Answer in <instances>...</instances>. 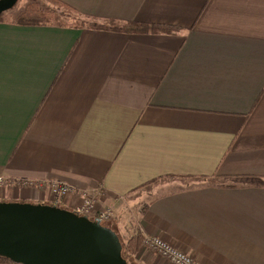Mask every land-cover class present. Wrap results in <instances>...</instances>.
<instances>
[{
	"label": "crops",
	"instance_id": "1",
	"mask_svg": "<svg viewBox=\"0 0 264 264\" xmlns=\"http://www.w3.org/2000/svg\"><path fill=\"white\" fill-rule=\"evenodd\" d=\"M58 1L173 32L0 22V202L75 212L87 192L124 245L156 236L200 264H264V0ZM167 178L188 184L141 202Z\"/></svg>",
	"mask_w": 264,
	"mask_h": 264
},
{
	"label": "water",
	"instance_id": "2",
	"mask_svg": "<svg viewBox=\"0 0 264 264\" xmlns=\"http://www.w3.org/2000/svg\"><path fill=\"white\" fill-rule=\"evenodd\" d=\"M21 0H0V16ZM0 257L15 264H129L119 235L58 206L0 202Z\"/></svg>",
	"mask_w": 264,
	"mask_h": 264
},
{
	"label": "trees",
	"instance_id": "3",
	"mask_svg": "<svg viewBox=\"0 0 264 264\" xmlns=\"http://www.w3.org/2000/svg\"><path fill=\"white\" fill-rule=\"evenodd\" d=\"M57 2L61 7L74 12L76 15L83 17L84 20L73 25H65L58 21L56 13L52 10L42 6L38 0H30V4L26 7V10L23 14H20L13 21L10 20L8 13H4L0 16V22H14L19 25H59V26H73L77 28H111L118 31H123L125 33H136V34H160V33H172L173 28L159 25H145L139 23H124L109 21L106 23H100L95 17H84L79 14L76 10L70 6L58 1ZM14 10V9H13ZM81 19V18H80ZM143 243V237L140 234H137L129 240L127 244L123 247V257L129 263L132 264L127 258H133L139 253V250ZM0 264H15L10 260L0 257Z\"/></svg>",
	"mask_w": 264,
	"mask_h": 264
},
{
	"label": "built area",
	"instance_id": "4",
	"mask_svg": "<svg viewBox=\"0 0 264 264\" xmlns=\"http://www.w3.org/2000/svg\"><path fill=\"white\" fill-rule=\"evenodd\" d=\"M23 185L27 187H36L41 191L49 189L50 193L61 201L67 196L74 193L73 187L63 182L45 183L25 181ZM8 186L9 184L6 179L0 177V190L5 191ZM95 209V195L85 192L83 194V203L79 208L76 209L75 213L79 214L80 216L88 217L90 219L99 220L101 223L112 220L115 215L112 209H106L99 212L94 218L92 215ZM142 247L154 252L159 257L167 260L170 264H200L193 256L166 242L160 237L144 236Z\"/></svg>",
	"mask_w": 264,
	"mask_h": 264
},
{
	"label": "rangeland",
	"instance_id": "5",
	"mask_svg": "<svg viewBox=\"0 0 264 264\" xmlns=\"http://www.w3.org/2000/svg\"><path fill=\"white\" fill-rule=\"evenodd\" d=\"M38 1L42 6L48 8V9L52 10L54 13H56V16L58 17V21L62 24L73 25L75 23H79V22H82L84 20L83 17H80V16L76 15L74 12H71V11L61 7L54 0H38ZM29 4H30V0H21L17 4V6L14 8V10H12V12H10V11H9L10 13L7 12L8 13L7 16H9L10 20L13 21L20 14L24 13V11L26 10V7ZM186 183L188 184L187 180L175 179V178H167V179L158 180L154 184H152L148 187H145L144 189L141 190L139 195L144 192V195L142 196L143 198L141 197V202L148 201L151 196L155 195V193L160 194V193H163L166 191L181 189L182 187L186 186ZM10 198H11L10 195L6 191L5 194L3 195V197L0 198V200L8 201V199H10ZM9 202H16V201H9ZM18 203H20V202H18ZM102 224L104 226H107L106 222H104ZM122 244H123V241H122ZM123 246H125V245L123 244ZM142 249H144V248L141 246L139 253L141 252ZM145 251H148V252L155 254L154 252L147 250V249H145ZM134 257H136V256H134ZM134 257L133 258H127V259L131 262V259H132V261L135 260Z\"/></svg>",
	"mask_w": 264,
	"mask_h": 264
}]
</instances>
